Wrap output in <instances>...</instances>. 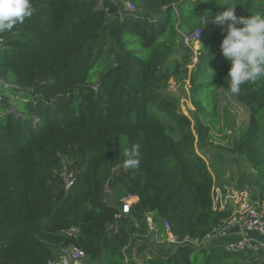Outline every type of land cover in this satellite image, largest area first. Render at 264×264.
<instances>
[{"label":"trees","instance_id":"16d2710c","mask_svg":"<svg viewBox=\"0 0 264 264\" xmlns=\"http://www.w3.org/2000/svg\"><path fill=\"white\" fill-rule=\"evenodd\" d=\"M201 1L30 0L32 15L0 32V264H50L68 244L83 264H252L207 242L231 210L213 208L202 148L244 157L264 201V78L230 92L212 23L233 4L264 14V0ZM197 28L196 62H171ZM170 81L189 87V116ZM218 89L246 113L230 145H213L203 121ZM133 146L139 166L125 169ZM126 195L137 201L123 213ZM165 221L167 253L134 255L166 237Z\"/></svg>","mask_w":264,"mask_h":264},{"label":"clouds","instance_id":"9594fccd","mask_svg":"<svg viewBox=\"0 0 264 264\" xmlns=\"http://www.w3.org/2000/svg\"><path fill=\"white\" fill-rule=\"evenodd\" d=\"M212 23L224 34L220 43L223 57L230 64V92L237 95L241 86L264 78V14L238 17L236 4L222 7ZM32 15L30 0H0V32L11 31ZM122 166L134 169L139 166L138 146L126 149Z\"/></svg>","mask_w":264,"mask_h":264},{"label":"rangeland","instance_id":"374dc122","mask_svg":"<svg viewBox=\"0 0 264 264\" xmlns=\"http://www.w3.org/2000/svg\"><path fill=\"white\" fill-rule=\"evenodd\" d=\"M213 1L222 0H211L209 2L207 0H202L201 2L211 4ZM199 45L200 43L198 44V47ZM186 49L187 48L179 42L177 48L169 58L171 62L174 63V60H181L182 55L190 51ZM188 67L191 68L189 65ZM170 85L171 87H168L167 93L179 99V109L182 113L189 116L190 111L193 110V106L188 98L189 87L185 84H175L173 81H170ZM213 98H215V115L211 116L208 114L203 116L204 124L209 127L210 141L213 145H230L234 136L238 133L240 126L244 122L246 113L243 108L232 100L223 90H215ZM1 117L2 119L5 118L4 112L1 114ZM202 150L205 152L204 157L209 163L213 178L217 182L236 190L246 189L250 195L256 194V187L252 181L254 172L252 166L244 157L238 155H226L211 148L207 150L202 148ZM165 242L168 243L165 237H159L158 241H155L154 239L148 240L150 248L158 252L164 250L163 247H165ZM238 257L242 258L243 255L239 254ZM251 258H254L257 261V264H262L259 261L258 253H252ZM58 260L54 261V264L58 263ZM79 264L83 263L80 262Z\"/></svg>","mask_w":264,"mask_h":264},{"label":"built area","instance_id":"2783aa9c","mask_svg":"<svg viewBox=\"0 0 264 264\" xmlns=\"http://www.w3.org/2000/svg\"><path fill=\"white\" fill-rule=\"evenodd\" d=\"M127 8L133 9V5L126 4ZM200 29L197 28L189 34L181 37V43L190 50L191 67L197 60L198 44L200 43ZM2 39L0 37V45ZM171 87V85H169ZM1 99V96H0ZM135 196L126 195L122 198L121 211L127 213L131 208ZM212 205L214 209L229 208L230 215L221 221L218 229L208 239L232 240L224 243L226 249L242 253L243 255L259 254V261L264 264V201L255 195H250L246 189H238L230 194H221L213 187ZM165 238L168 243L175 242V237L169 232L168 223L164 222ZM71 233V232H69ZM84 257L83 251L76 245L68 244L61 248L60 258L55 264H79ZM50 264H54L51 262Z\"/></svg>","mask_w":264,"mask_h":264},{"label":"crops","instance_id":"0c3cea01","mask_svg":"<svg viewBox=\"0 0 264 264\" xmlns=\"http://www.w3.org/2000/svg\"><path fill=\"white\" fill-rule=\"evenodd\" d=\"M214 188L219 190L221 194H225V195L230 194L232 191L236 190L234 188H228V187H226V185L220 184L217 181H216V183L214 185ZM136 201H137V197H134L133 198V202H136ZM152 239H154L155 241H158L159 237L157 238L156 236H154V237L149 238V240H152ZM232 239H233L232 237L226 238V239L212 238V239H208L207 242L208 243H212L213 242V243L224 244L227 241L232 240ZM167 248H168V245H165V247H163L164 250L163 251L161 250L160 252H158L156 250H152L147 243H144V244L140 245L139 248L136 249V251L138 252L139 250H142V251L146 250L147 252L149 251L150 253H156V254H160V255H165L167 253V251H168ZM136 251L133 253L134 255H135ZM245 258L247 260H249L252 264H257V261L254 258L252 259L251 256H245Z\"/></svg>","mask_w":264,"mask_h":264}]
</instances>
